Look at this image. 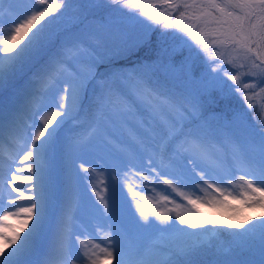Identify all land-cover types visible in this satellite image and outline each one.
<instances>
[{
  "label": "snow or ice",
  "instance_id": "6c2138e0",
  "mask_svg": "<svg viewBox=\"0 0 264 264\" xmlns=\"http://www.w3.org/2000/svg\"><path fill=\"white\" fill-rule=\"evenodd\" d=\"M125 8L131 13L127 19L94 23L104 12ZM5 26L0 91L25 70L36 71L26 102L9 124L19 136L24 116L31 114L32 123L24 124L30 131L21 137L26 183H16L20 177L10 161V175L0 184V227H11L4 224L9 216L22 218L11 233L0 231L5 242L0 264H101L108 258L114 264H195L193 257L212 249L216 234L231 228L210 230L209 225L220 221L198 211L150 212L140 202L144 197L129 187L133 212L118 182L101 191L93 187L100 206L86 208L87 193L74 176L75 153L81 150L102 153L116 168H150L153 182L174 191L183 187L196 192L202 184L216 194L205 203L227 207L232 197L264 208V114L258 116L252 103L264 94V0H0V33ZM209 45L221 52L216 59L222 63L204 56ZM141 50L151 55L129 66ZM224 63L237 74L230 75ZM243 77L251 82L242 83ZM225 89L239 93L247 108L228 123L209 115L205 106L206 98ZM44 108L51 111L35 120ZM3 132L0 120V143ZM216 143L231 145L230 154L213 150ZM241 171L235 193L233 180ZM225 183L228 188L220 186ZM180 195L193 209L198 207V198ZM156 203L175 202L162 195ZM86 210L110 231L105 246L94 244L81 254L71 247L70 228L77 213ZM235 229L239 231L228 234L239 248L259 239V260L241 261L232 247L217 246L222 259L214 264H264V216L247 217ZM156 233L182 240L184 246L149 243Z\"/></svg>",
  "mask_w": 264,
  "mask_h": 264
},
{
  "label": "rangeland",
  "instance_id": "374dc122",
  "mask_svg": "<svg viewBox=\"0 0 264 264\" xmlns=\"http://www.w3.org/2000/svg\"><path fill=\"white\" fill-rule=\"evenodd\" d=\"M146 3H151L152 0H144ZM7 8V5H5V9ZM158 11V9H155ZM138 11V10H137ZM120 16L123 17V19H127L131 13L128 12V9H123V12H120ZM119 16V17H120ZM122 20V19H121ZM7 31L5 26V31L3 33H0V40L7 38ZM221 55V52L218 51L215 47L209 45V52L204 54L206 58L209 60H216V63H222L219 59H216ZM225 60L228 59L227 56L224 57ZM198 63L201 62L200 59L197 60ZM223 67L227 69L230 73V75H236L237 70L232 65H229L227 63L223 64ZM240 71H246V69H240ZM33 76L32 74L28 73L24 75V78L20 79V84L16 85L14 87L8 86L3 92H5V96L0 98V120L3 121L4 124V132H3V138L6 136L8 138H15V134L13 135V131L9 127V123L6 122V119H4L3 113H5L6 110H11L12 107H15V102L19 101L20 99L25 100L28 98V95L30 94V87H29V81L32 80ZM226 83H230L233 85V82L229 80L227 77L224 78ZM251 80L248 77L242 78V83H250ZM264 86V85H261ZM31 87H39V85L33 84ZM242 87V84H241ZM256 91H259V88L256 89ZM20 98V99H19ZM42 103H47V100L45 99L42 101ZM252 103L256 105V109L258 113L264 114V94H261L260 96H257L253 99ZM24 105V103H23ZM21 104L20 108L23 106ZM20 108L18 107L19 112ZM51 109L44 108L43 111H41L38 115L34 117L35 120L39 121L42 116L47 115ZM29 114V113H28ZM160 118H163L162 116ZM32 119L27 121V124H31ZM26 131H30V129H25L24 126L21 127V133L18 139L20 140L18 142V146H15V144L12 145L15 149L10 151L7 149H1L0 147V153L2 152L3 158H0V184L3 183L2 177L9 176L10 173L8 172V166L9 162L12 161L11 167L12 170L16 172V174L20 177L16 183L18 184H24L25 181V175L27 173V168L25 166V163L20 160V156L23 155L22 151V145L24 143L23 139L21 138L23 133ZM13 138V139H14ZM3 144L0 143V146ZM225 147L223 149L222 146H218L217 144H214L212 146V149L215 151H218L221 155L227 156L231 152V148L228 150ZM3 150V151H2ZM7 152V155L5 154V151ZM144 164L147 163V156H144ZM80 164H83L86 169H90L88 172H84L80 169ZM75 171L74 176L77 182L79 183L80 190L82 192L87 193L86 201L84 202L86 205V208L90 209L91 204L99 205V201L97 200L95 193L92 191V188L95 187L96 191H101L102 189L108 187L110 188L112 184L117 183L121 189V195L122 197L127 198V203L131 204L132 211L135 212V203L133 202V198L131 193L128 192V188L131 187L134 192L140 193L141 197H144V199L140 200L141 203H143L146 207H148L149 211L152 212L153 210L157 211H164L167 213L168 209H173L174 211L181 212L184 215H191L193 212L198 211V208L201 207V205L209 206L211 207V203H205L207 200H212L215 198L216 194L213 190L207 189L206 186L199 184V181H197V184H199V191L193 192L191 189L179 187L176 191H174L172 188L163 185L162 183L156 184L152 181V175L150 168L147 167H134L132 164H127V166L122 165L120 168L114 167L112 161L107 157L104 156L102 153L92 150H81L77 151L75 153ZM159 171V169H157ZM136 173H140V175H137ZM221 174H224V171L221 170ZM244 173L236 172L235 173V179L233 180L234 187L231 188L232 191L235 193L239 192V177L243 175ZM81 177H86V179H81ZM170 178V177H169ZM215 183L216 181H211ZM222 187L228 188L229 186L227 183L220 185ZM165 189H167L165 191ZM5 192V203H7V200L9 197L7 196V189H4ZM180 193H183L184 195H190L193 198H198L200 203L196 209H193L190 205L187 204V201L184 200L183 196L180 195ZM162 195H170L171 200H173L175 203H168L166 205H158L156 202L159 200V198ZM232 198V197H230ZM137 199H140V197H137ZM177 205H180V207H177ZM25 206V205H21ZM6 211H13L14 209H5ZM199 212V211H198ZM3 215V212H0V216ZM137 218L138 214H137ZM22 218H17L14 216H9L4 221L5 225H12L14 227H17L19 224V220ZM150 219L155 220L154 216H150ZM178 223V222H177ZM9 227H0V231L6 230L7 233H11V230H8ZM72 235H71V247L74 252H82L87 249L93 248L94 244H101V246H105L104 241L107 240V233L110 231L106 227H100L98 219L96 218V214L91 210H86L83 213L78 212L75 222L71 225L70 228ZM10 231V232H8ZM155 235H166V233H156ZM149 243L155 244L152 241V237L148 241ZM126 243V242H125ZM5 247V242L3 240H0V248ZM55 260V258H53ZM70 264V261H69ZM77 264H82L81 261H77ZM101 264H114L113 259H102Z\"/></svg>",
  "mask_w": 264,
  "mask_h": 264
},
{
  "label": "trees",
  "instance_id": "16d2710c",
  "mask_svg": "<svg viewBox=\"0 0 264 264\" xmlns=\"http://www.w3.org/2000/svg\"><path fill=\"white\" fill-rule=\"evenodd\" d=\"M120 14H121L120 12H116V13L104 12L102 14L103 19L98 17L94 23L96 24V26H101V25L106 24L109 21L118 22L121 19H123V17H121ZM65 19L69 22V26H70L71 17L69 16V17H66ZM171 43L172 41L169 40V44ZM150 55H151V52L149 50H141L140 52L133 55L127 63L130 66L131 64H134L138 60H144L148 58ZM35 71H36L35 68H33L31 71L25 70L24 74L17 76L13 80H11L9 83H7L3 91L8 86L14 87L15 84L19 85L20 79L24 78L25 74H28V73L33 74V72ZM227 84L231 85L229 82ZM3 91H0V98L1 97L3 98L6 95L5 92ZM205 106L208 110V114L221 117L222 123H228L232 115L236 112L244 113L247 111L246 105L243 103L241 95L239 93H236L234 90H229V89H225L223 92L217 93L211 98H206ZM260 114L261 113L257 112L258 116ZM247 119L249 120V122H252L251 113L247 114ZM216 144L218 146L219 145L222 146L223 149L225 147H227L226 149L228 150L231 148V145H229L228 143H216ZM228 205L229 206L225 207L220 204L211 203V207L201 205V207L198 208V211L200 214L220 221V225H215V226L209 225L208 228L210 230L211 229L218 230L221 228V226H231V228L223 233H217L216 239L213 241L214 247L206 252H203L193 257L195 264H214V261L222 259V257L216 251L217 246L232 247L233 249H235L236 258L241 261H251V260L258 261L259 260L260 241L258 238H255L249 241L246 247L239 248L236 246L234 236H230L228 232L229 231H232V232L239 231L235 229V225L247 217L260 218L264 216V208H261L255 205H247V204H244L242 200L230 198V197L228 199ZM180 227H185V226L181 225ZM189 231L199 232L200 230L199 229L197 230L189 229ZM201 239H203V237H201ZM152 241L155 244H158L162 247L171 245L173 248L183 247L185 243L182 240H173L171 237H169L168 234L160 235V236L154 235L152 236Z\"/></svg>",
  "mask_w": 264,
  "mask_h": 264
},
{
  "label": "bare ground",
  "instance_id": "6f19581e",
  "mask_svg": "<svg viewBox=\"0 0 264 264\" xmlns=\"http://www.w3.org/2000/svg\"><path fill=\"white\" fill-rule=\"evenodd\" d=\"M21 104L23 105V103L21 102V101H16L15 102V107H12L11 108V110H6L5 111V113H3V115H4V119H6V122L7 123H9L10 124V121L18 114L17 113V111H18V107L20 108V106H21ZM28 116H29V114H26L25 116H24V119H23V121L21 122V127L24 125V124H26V122H27V119L26 118H28ZM15 133L13 132V135H14ZM15 136V138L14 137H12L11 139L10 138H8L7 136L5 137V138H3L2 139V146H0V147H2L1 149H7V147H8V149L7 150H10V151H12V150H14L15 148L12 146V145H9V143L10 144H15V146H18V142L20 141V140H18V137L20 136H17L16 134L14 135ZM14 138V139H13ZM3 151V150H2ZM5 151V150H4ZM6 152V151H5ZM1 154H3L2 152L0 153V158H3L2 156L3 155H1ZM6 155H7V153H5ZM11 227H9L8 228V230H11V229H13V228H16V227H14V226H12V225H10ZM5 228V227H4ZM3 232H6L7 231V229L6 230H2ZM8 232H10V231H8Z\"/></svg>",
  "mask_w": 264,
  "mask_h": 264
}]
</instances>
